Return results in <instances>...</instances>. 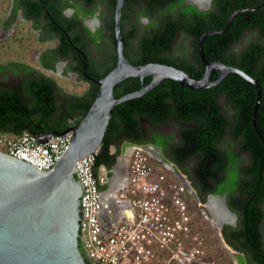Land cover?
I'll list each match as a JSON object with an SVG mask.
<instances>
[{"label":"trees","instance_id":"obj_1","mask_svg":"<svg viewBox=\"0 0 264 264\" xmlns=\"http://www.w3.org/2000/svg\"><path fill=\"white\" fill-rule=\"evenodd\" d=\"M133 2L143 3L148 15L157 7L162 8V11L156 30H144L134 43L132 41L136 31L133 26L123 36L124 53L129 62L133 65H170L196 79L203 74V66L197 54L199 37L204 32L223 29L229 16L241 10L233 17L225 32L203 40L202 50L207 60H216L239 68L251 78L258 79L261 99L255 123L264 137V40H261L264 39V6L250 9L257 7L264 0H213L214 12L189 9L180 5L182 0ZM179 6V11L174 13ZM189 13L192 14V20L188 23L186 16ZM128 17L130 18L129 15ZM253 30H256L257 39L250 41L238 52L232 49L244 33ZM188 56L194 61L187 62L185 58ZM9 66L17 68L18 65L10 63ZM113 66L114 63L103 64L99 75L103 76ZM3 69L5 67H0V70ZM72 71H77V68L72 67ZM216 75L217 73L213 74L210 79ZM79 79H83L82 76ZM83 80L88 82L87 79ZM149 81L150 77L145 78L146 83ZM54 87V82L48 79L42 81L32 77L12 88L0 85V132L11 135H20L24 131L33 135L47 132L50 128L47 121L57 110ZM139 88L138 78H128L114 87V96L119 98ZM96 90L97 86L93 84L91 89L79 94V100L74 101L64 111V118H72L73 114H76V125L86 115ZM256 94L255 87L235 73L228 74L215 86L200 90L182 87L173 80H164L141 97L115 107L95 158V168L101 165L107 169L112 168L119 150L111 153V146L115 145L120 135L131 138L136 135L140 130L141 119L154 125L175 119L184 125L181 129V143L176 149L181 155L176 161L182 163L190 157H199L196 160L195 172L199 178L202 177L206 162L212 161L214 155L219 159L223 153L217 146L221 138L225 134L232 136L234 141L239 142V152L231 153L230 150H225L226 157L220 168L227 170L229 166H233L234 172L229 171L225 185L222 184L217 192L221 189L227 190L229 207L239 214V221L237 228L229 233L228 226L224 227L222 236L230 247L240 252L236 256L238 264H264V229L260 228L263 220L262 209L264 210V143L256 137L252 123ZM219 95L224 96L234 112L233 115L227 117L221 113L217 100ZM69 126L70 124H67L66 127ZM243 153L248 155V162L241 167L239 154ZM215 174L214 170L211 177L215 178Z\"/></svg>","mask_w":264,"mask_h":264},{"label":"water","instance_id":"obj_2","mask_svg":"<svg viewBox=\"0 0 264 264\" xmlns=\"http://www.w3.org/2000/svg\"><path fill=\"white\" fill-rule=\"evenodd\" d=\"M126 1L116 0L113 14L112 30L116 51L113 68L103 76L93 78L85 73L84 64V77L97 86L86 115L76 125L62 132L47 131L42 135H34L40 143H45L52 136L71 133L69 146L54 168L51 171L37 170L0 152V264H92L80 242L83 193L75 176V163L100 149L115 107L141 97L164 80H173L182 87L200 90L217 85L230 73L237 74L256 89L252 123L255 132L264 142L255 123L261 99L258 80L238 68L207 60L202 50L203 40L225 32L233 17L241 11L232 13L222 30L204 32L199 37L197 52L204 66V74L196 79L170 65H133L129 62L124 54L120 25L121 9ZM263 6L264 2L252 10ZM215 71L218 75L210 79ZM50 72L47 70L46 75ZM147 77H150L148 83L145 82ZM128 78H138L140 88L115 98L114 87Z\"/></svg>","mask_w":264,"mask_h":264},{"label":"built area","instance_id":"obj_3","mask_svg":"<svg viewBox=\"0 0 264 264\" xmlns=\"http://www.w3.org/2000/svg\"><path fill=\"white\" fill-rule=\"evenodd\" d=\"M70 136L68 132L40 143L28 131L0 132V152L34 169L51 171L68 148ZM124 149L120 167L118 157L111 169L95 168L99 150L75 163L83 193L80 242L90 262L213 264L205 238L193 226L185 196L192 191L185 176L164 162L163 171L157 170L158 160L142 146Z\"/></svg>","mask_w":264,"mask_h":264},{"label":"flooded vegetation","instance_id":"obj_4","mask_svg":"<svg viewBox=\"0 0 264 264\" xmlns=\"http://www.w3.org/2000/svg\"><path fill=\"white\" fill-rule=\"evenodd\" d=\"M133 1L134 0H127L124 3L121 9L120 25L122 41L126 32L132 26L135 28L136 34L133 36L132 41L134 43L144 30L152 32L157 29V21L159 17H161L160 11H162V8L157 7L154 9L152 14L148 15L143 3ZM212 1L213 0L208 3V0H206L203 6H201L194 0H182L180 5H184L189 9L193 8L199 12H206L208 10H212L214 12ZM115 5L116 0H10L9 16L6 19L5 24L7 26L9 24L14 26L17 20L20 19L21 22L28 24L29 28L37 33L39 43L51 45L46 46L41 50L39 55L40 61H38L39 68L32 67L21 61L10 62L17 64V68L9 66V62L0 65V67H5V69L0 70V85L4 88H12L16 85H20L23 81H26L31 77L42 81L48 79L54 82L55 87L53 89V95L55 97L57 110L52 114L48 121L46 120L50 126L48 131L62 132L67 128V124L74 126L76 114H73L72 118L65 119L64 111L69 108L74 101L79 100V94L67 92L63 95L60 93V88L55 82L53 76L57 75V73H64L65 76H75L81 84H85L86 86L84 91L80 93L83 94L88 89H91L93 85V83L88 80V82L83 80L86 79L84 77L85 73L89 77L98 78L96 76L100 77L99 71H102L101 66L103 64H115L116 51L113 42L112 30ZM179 8L180 6L174 10V13H177ZM250 9H253V7ZM191 20L192 14L189 13L186 16V21L189 23ZM74 36H77L79 39L77 40ZM257 37L256 30H253V40L257 39ZM249 43L245 44L244 47H246ZM174 45H176V43ZM233 46L232 49L238 52V50L234 49ZM185 60L189 63L194 61L190 56L186 57ZM84 64H86L85 73L83 69ZM48 66H52V68H49ZM197 66L198 63L196 64V67ZM72 67H76L77 71H72ZM47 70L51 71L48 73V76L46 75ZM215 73L218 75L217 71L213 74ZM213 74H211V76ZM9 75L14 76L13 82H8ZM80 76H82L83 79H79ZM219 97H222L225 100L223 95H219L217 100ZM227 107L230 114H224L222 109L221 113L228 117L233 115L234 112L231 111L228 104ZM140 122V130L136 135L132 136V138L120 135L117 137L116 143L113 146H117L121 142L125 143L123 146L124 148L131 145H138L149 151L160 162H163L162 160L164 159H168L170 163L177 167V170L175 169L176 172L182 173L183 171V173L188 175L187 177L189 178L187 179L191 189L190 191H192L191 195L193 202H198L196 200L197 198L204 203L206 202L203 207L207 210V212L209 211V216L206 217L207 220L210 219L211 216H214V213L216 212L215 209H218L221 213H223V215L228 217V219L223 220L221 224H227L226 226H228L229 229L227 233H229L232 229L237 228L238 219L236 224H234L235 220L233 223L231 222V217L234 216L231 212V208L229 207V193L225 189H221L220 192H217V189L221 188L222 184L225 185L228 179V173L232 170V166H229L227 170L220 168L222 167L220 166L221 163L226 157L224 151L229 150V146L223 148L222 145L228 137L232 144H239V142L234 141L232 136L225 134L217 145L223 153L219 156V159H217L218 157L214 155L212 156V161L206 162L201 173L202 177L199 178L195 174L197 168L196 160H198L199 157H190L182 163H178L176 161V159L181 155L180 152L176 151V149L181 143L180 135L181 129L184 125L177 122L175 119L155 125L149 123L145 119H141ZM254 133L256 134V137L263 142L255 132V129ZM253 142L255 141L253 140ZM230 152L238 153L239 150L235 152L230 150ZM240 160L241 154H239V161ZM116 163L117 160L113 166H115ZM218 168H220L221 171L218 170ZM214 170L216 171V174L215 178H212L211 174ZM195 196L197 198H195ZM262 212L263 220L261 221L260 228L264 229L263 209ZM224 227L222 228V231ZM219 233L222 235L220 231ZM262 243L264 245V240Z\"/></svg>","mask_w":264,"mask_h":264},{"label":"rangeland","instance_id":"obj_5","mask_svg":"<svg viewBox=\"0 0 264 264\" xmlns=\"http://www.w3.org/2000/svg\"><path fill=\"white\" fill-rule=\"evenodd\" d=\"M9 7L10 0H0V65L13 61H21L27 63V65H30L32 67L39 68L38 61L40 60L38 56L40 55L42 49H44L46 46H50L51 44L45 45L39 43L37 33L31 30L28 24L21 22L20 19L17 20L14 26H11L10 24L7 26L5 24V21L9 16ZM252 40L253 31L246 32L243 34L241 40L233 46V48L236 50H240L245 46V44L249 43ZM13 77L14 76L9 75L8 82H13ZM53 78L60 88V93H62L63 95L67 92L80 94L86 87L85 84H81L75 76H65L64 73H57V75L53 76ZM218 104L223 110L224 114H230L227 104L222 97L218 98ZM124 145L125 143L121 142L119 143V145L111 146L110 148V151L112 153L119 150V154L117 156V158L120 157L118 160L119 167L120 164L122 165L121 157L124 156ZM222 147H228L229 150L233 152L239 150V144H232L229 137L225 140ZM162 161L170 164V161L168 159H164ZM240 161L242 162L241 167L246 165V163L248 162V155L246 153L241 154ZM151 162L154 165V161ZM154 166L157 170H161L160 168H162V162L158 161V163H155ZM173 167L174 170H177V167L175 165H173ZM123 169L126 170L125 167ZM120 170L122 171V169ZM231 172H234L233 166ZM167 174H169V172L165 171V175ZM182 174L186 176L185 179L188 182V175L183 173V171ZM185 196L188 200L189 210L194 217V229H196L205 238L208 258L213 262V264H238L236 256L240 254V252L230 247L225 241L222 242V235H219V231L222 233V228L227 224L221 225L219 229L216 228L206 218V216H209V211L207 212V210H205V208L203 207L206 202L204 203L195 196L198 202L194 203L192 200V195L189 191L186 192ZM231 212L233 216L236 217H231V222L233 223L235 220L234 224H236L237 219L239 221V214H237L233 210H231Z\"/></svg>","mask_w":264,"mask_h":264},{"label":"bare ground","instance_id":"obj_6","mask_svg":"<svg viewBox=\"0 0 264 264\" xmlns=\"http://www.w3.org/2000/svg\"><path fill=\"white\" fill-rule=\"evenodd\" d=\"M194 1L198 2L201 6H203L206 0H194ZM122 179L123 178L121 177L120 180L122 181ZM215 211H216L215 213L213 212L214 216H211V218L208 220L213 226L220 228L222 221L228 219V217L226 215H223V213H221L220 210L218 209H215Z\"/></svg>","mask_w":264,"mask_h":264},{"label":"crops","instance_id":"obj_7","mask_svg":"<svg viewBox=\"0 0 264 264\" xmlns=\"http://www.w3.org/2000/svg\"><path fill=\"white\" fill-rule=\"evenodd\" d=\"M86 88V87H85ZM184 175V174H183Z\"/></svg>","mask_w":264,"mask_h":264}]
</instances>
